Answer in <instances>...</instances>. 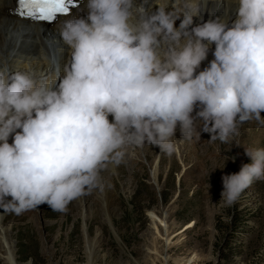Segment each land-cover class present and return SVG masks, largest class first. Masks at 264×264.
Here are the masks:
<instances>
[{
  "label": "clouds",
  "instance_id": "1",
  "mask_svg": "<svg viewBox=\"0 0 264 264\" xmlns=\"http://www.w3.org/2000/svg\"><path fill=\"white\" fill-rule=\"evenodd\" d=\"M81 3L82 14L57 24L68 52L62 69L38 75L0 62L7 213L42 205L66 213L104 190L102 172L124 163L129 148L153 145L170 155L177 130L190 138L197 121L222 143L239 124L264 126V0H229L227 17L207 20L201 0ZM245 153L251 163L222 178L225 206L264 179V148Z\"/></svg>",
  "mask_w": 264,
  "mask_h": 264
},
{
  "label": "rangeland",
  "instance_id": "2",
  "mask_svg": "<svg viewBox=\"0 0 264 264\" xmlns=\"http://www.w3.org/2000/svg\"><path fill=\"white\" fill-rule=\"evenodd\" d=\"M202 128L197 121L190 138L177 130L170 155L153 145L129 148L124 163L102 172L104 190L66 213L47 205L6 213L17 261L88 264L92 244L93 264H264V179L232 206L221 195L223 176L251 163L245 151L264 148V126L239 124L228 143Z\"/></svg>",
  "mask_w": 264,
  "mask_h": 264
},
{
  "label": "bare ground",
  "instance_id": "3",
  "mask_svg": "<svg viewBox=\"0 0 264 264\" xmlns=\"http://www.w3.org/2000/svg\"><path fill=\"white\" fill-rule=\"evenodd\" d=\"M10 6V0H0V62H6L9 69L25 71L31 69L39 74L55 73L57 68L63 67L68 58V52L62 50L56 31L57 24L72 15L82 14L75 9L67 17L60 18L54 24L29 22L5 13L4 7ZM204 19L209 18V13L227 17L229 0H201ZM175 7V5H173ZM234 5L232 6L234 10ZM179 21H177V26ZM11 142V141H10ZM113 169V168H109ZM154 179L156 178L157 167L155 168ZM114 170V169H113ZM106 182V181H105ZM81 203H88V197H82ZM90 206V205H89ZM106 209V208H105ZM7 212L0 210V252L3 254L2 264H22L17 261L15 248L12 240L3 226ZM88 264L95 262V246L87 247ZM186 263V262H184ZM183 263V264H184Z\"/></svg>",
  "mask_w": 264,
  "mask_h": 264
},
{
  "label": "snow or ice",
  "instance_id": "4",
  "mask_svg": "<svg viewBox=\"0 0 264 264\" xmlns=\"http://www.w3.org/2000/svg\"><path fill=\"white\" fill-rule=\"evenodd\" d=\"M18 3L21 15L54 21L57 13H69L67 5L71 4L72 0H18Z\"/></svg>",
  "mask_w": 264,
  "mask_h": 264
}]
</instances>
